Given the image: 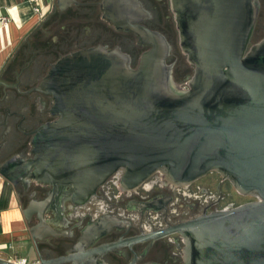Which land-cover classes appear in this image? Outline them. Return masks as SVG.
Masks as SVG:
<instances>
[{"label":"water","instance_id":"water-1","mask_svg":"<svg viewBox=\"0 0 264 264\" xmlns=\"http://www.w3.org/2000/svg\"><path fill=\"white\" fill-rule=\"evenodd\" d=\"M182 51L195 72L180 90L167 64L170 47L147 32L151 50L139 66L120 51L91 49L59 60L43 82L58 121L38 130L34 157L0 168L13 186L31 177L71 188L84 206L122 172L126 191L155 174L184 186L220 173L254 201L196 216L126 241L180 235L185 264H264V37L251 44L259 0H171ZM17 166V168H16ZM27 216V212H25ZM122 221L102 216L69 255L33 264H91L118 244L90 247ZM35 229L30 230L34 242ZM88 234V235H87ZM93 238L87 247L84 239ZM0 264H17L0 258Z\"/></svg>","mask_w":264,"mask_h":264},{"label":"flooded vegetation","instance_id":"flooded-vegetation-1","mask_svg":"<svg viewBox=\"0 0 264 264\" xmlns=\"http://www.w3.org/2000/svg\"><path fill=\"white\" fill-rule=\"evenodd\" d=\"M262 30L257 21L252 40ZM148 31L159 34L169 45L167 64L174 76L177 65L183 63L174 54L175 40L181 45L171 0H55L0 73V168L13 162L22 170L21 163L34 157L32 141L38 130L58 121L54 96L43 82L59 60L91 49L118 50L129 57L135 70L141 56L152 48ZM189 77L188 73L179 81L180 90L188 88L190 79L185 80ZM114 176L81 207L72 202L70 187L55 190L31 177L20 179L16 186L7 182L27 212L25 220L36 230L37 262L39 257L50 260L69 255L84 231L102 216H110L122 221V228L110 231L90 247L116 243L118 247L91 264H185V241L180 235L143 241L132 248L124 243L199 215L254 201L240 195L218 172L184 186L157 173L133 191L122 187V172ZM236 194L247 200L238 202ZM101 203L106 211L99 210ZM83 243L89 247L93 238L87 236Z\"/></svg>","mask_w":264,"mask_h":264},{"label":"crops","instance_id":"crops-1","mask_svg":"<svg viewBox=\"0 0 264 264\" xmlns=\"http://www.w3.org/2000/svg\"><path fill=\"white\" fill-rule=\"evenodd\" d=\"M44 16L53 8L55 0H38ZM31 0H0V14L9 16L7 27L0 25V73L15 50L27 36L41 24V17L34 12ZM43 16V17H44ZM7 180L0 175V258L17 264H33L34 240L25 211L15 192L8 188ZM8 188V189H7ZM7 191V192H6ZM4 200V202H3ZM51 231L48 229V232Z\"/></svg>","mask_w":264,"mask_h":264},{"label":"rangeland","instance_id":"rangeland-1","mask_svg":"<svg viewBox=\"0 0 264 264\" xmlns=\"http://www.w3.org/2000/svg\"><path fill=\"white\" fill-rule=\"evenodd\" d=\"M259 2H260V8H259L260 9V13H259V18H258V24L263 26V30H262L260 35H257L256 37H254V39L251 42L252 44L257 43L258 41H260L264 37V0H259ZM174 48H175L174 49V52H175L174 54L176 56L178 55L180 61H182L180 63H183L181 65H177V69H176V72H175L174 76H173V72H172L173 82L178 87V86H180L178 84L179 81H181L185 77V75H187L188 73L190 74V77L187 78L185 81H187L188 79H190L193 76L194 68H193L192 65H189V62L187 61L186 55H184V53L182 52V50H181V48L179 46L178 39L175 40ZM182 83L185 84L184 82H182ZM236 196H237L236 198H237L238 202H244V201L247 200L246 198H244V197H242L240 195L236 194ZM185 203H187V201H185Z\"/></svg>","mask_w":264,"mask_h":264},{"label":"built area","instance_id":"built-area-1","mask_svg":"<svg viewBox=\"0 0 264 264\" xmlns=\"http://www.w3.org/2000/svg\"><path fill=\"white\" fill-rule=\"evenodd\" d=\"M31 2L35 3V8H34V12H35V14H36L37 16L43 18V16H44V13H43V6H41V4H40V2H39L38 0H31ZM10 22H11V19H10L9 16H5V15H3V14H0V25H1V27H7V26H9ZM117 174H119V173H117ZM117 174H116V175H117ZM113 177H115V176H113ZM113 177H112V178H113ZM99 210H100L101 212H102V211H106V209L104 208V206H103L102 203L99 205ZM20 264H27V263H26L25 261H23V262L20 263Z\"/></svg>","mask_w":264,"mask_h":264},{"label":"trees","instance_id":"trees-1","mask_svg":"<svg viewBox=\"0 0 264 264\" xmlns=\"http://www.w3.org/2000/svg\"><path fill=\"white\" fill-rule=\"evenodd\" d=\"M3 202H4V200H3Z\"/></svg>","mask_w":264,"mask_h":264}]
</instances>
